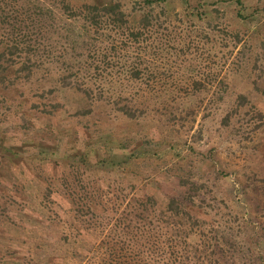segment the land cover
I'll return each mask as SVG.
<instances>
[{
	"label": "trees",
	"instance_id": "trees-1",
	"mask_svg": "<svg viewBox=\"0 0 264 264\" xmlns=\"http://www.w3.org/2000/svg\"><path fill=\"white\" fill-rule=\"evenodd\" d=\"M181 1L187 15L205 12L202 1L198 7L190 6V0ZM231 1L238 7V18L245 21L246 0ZM52 2L45 6L34 0L30 8L20 5L14 12L30 11L35 17H15L10 8L0 7V101L7 109L0 113L4 118L0 236L7 232L9 241L26 244L31 262L41 264H55L51 257L61 259L56 264H203L200 255L207 253L216 256L219 264H231L234 259L229 262L225 252H231L234 236L225 237L216 221L206 225L189 211L203 192L216 197L211 185L193 176L179 177L178 195L165 196L161 205L154 195L136 192V186L123 178L140 156L156 154L142 145L149 144L146 135L129 152L138 140L113 135L108 140L102 139L104 135L95 138L83 124L104 102L129 121L144 114L140 108L149 100L134 102L133 97L119 96L103 101L108 87L91 74L110 67L114 60L126 59L127 53L133 56L132 46L154 26L153 20L168 13L167 0H141V6L132 7L129 14L119 0ZM120 47L125 50L122 55ZM133 60L129 67L122 64L117 73L128 83L120 92L144 77L150 83L154 72L144 54L135 53ZM53 67L55 78L38 83L42 90L33 91L36 100L15 99L37 73ZM46 83L51 85L44 89ZM253 86L264 96V69ZM246 104L252 108L249 96L239 95L238 108ZM256 116L260 120L256 128L264 127V115ZM64 119L70 127L61 123ZM13 125L22 129L24 139L10 136ZM81 130L89 135L87 141L79 139ZM153 146L159 148L161 142ZM28 164L35 181L23 179V166ZM48 168L58 169L55 178L47 174ZM244 224L251 227V234L233 248L235 256H240L241 264H264L262 238L251 223ZM0 264H10L5 253H0Z\"/></svg>",
	"mask_w": 264,
	"mask_h": 264
},
{
	"label": "rangeland",
	"instance_id": "rangeland-1",
	"mask_svg": "<svg viewBox=\"0 0 264 264\" xmlns=\"http://www.w3.org/2000/svg\"><path fill=\"white\" fill-rule=\"evenodd\" d=\"M29 1L0 0V7L10 8L15 17H35L30 11H25V15L14 13L20 5L30 8L34 0ZM38 1L45 6L55 4L53 0ZM119 1L127 14L132 7L141 6V0ZM199 1L204 3L202 11L205 12L195 16L187 15L181 0H167L168 13L153 20L154 26L132 46L133 56L127 53L126 59L114 60L110 67H100L91 74L108 87L103 101L119 96L122 99L133 97L134 102L149 100L140 108L144 114L139 115L138 120L129 121L104 102L106 104L96 106L92 117L83 120V124L92 137L104 135L105 140L113 135L135 141L146 135L149 144L142 145L156 154L140 156L123 178L136 186V192L154 195L161 205L165 196L178 195L179 177L193 176L211 185L209 190L216 197L203 192L199 199L204 201L195 200L189 211L206 225L216 221L225 237L234 236V246L225 256L229 262L234 259L231 264H241L233 248L241 246L251 234V227L244 223H251L257 229L264 247V127L256 128L260 123L257 113L264 115V96L258 95L253 86L264 69V0H246L245 21L238 18V7L231 0H190V6L198 7ZM57 49L63 50L62 46ZM120 49L119 53L124 54V47ZM135 53L144 54L154 73L149 84L144 77L136 84H129V88L134 85L130 90L120 92L122 85L128 86V83L117 73L122 64L129 67L134 63ZM59 68L63 69L64 65ZM55 75L54 67L45 68L21 90L22 96L14 95L15 99L25 101V98L35 97L36 100L33 91L42 90L38 83L45 78L51 81ZM123 82L125 84H121ZM44 85L47 89L51 84ZM239 95L249 96L252 108L249 104L238 108ZM2 107L0 113L7 111L4 105ZM61 123L68 127L71 124L68 119ZM0 124H4L3 116ZM16 125L20 122L16 121ZM16 125L11 126L8 133L24 139L22 129L13 128ZM78 137L84 141L89 139L83 130ZM139 141L129 146L128 151L133 152L132 148ZM158 141L161 147L156 148L153 144ZM23 169V179L35 181L30 165ZM47 174L55 178L58 169L48 168ZM8 236L7 232L1 233L0 253H5L10 264H41L31 262L26 244L13 243ZM200 259L203 264H219L210 253L200 255ZM50 261L56 264L61 259L51 257Z\"/></svg>",
	"mask_w": 264,
	"mask_h": 264
}]
</instances>
